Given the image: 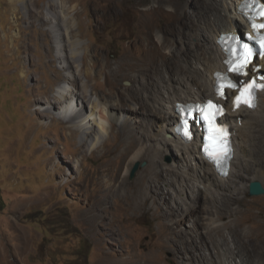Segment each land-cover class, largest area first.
Masks as SVG:
<instances>
[{
    "label": "rangeland",
    "instance_id": "rangeland-1",
    "mask_svg": "<svg viewBox=\"0 0 264 264\" xmlns=\"http://www.w3.org/2000/svg\"><path fill=\"white\" fill-rule=\"evenodd\" d=\"M22 1L0 0V264H208L207 256L215 252L212 240H220L206 232L213 233L206 225L214 221V226H223L220 228L230 244L233 237L243 253L252 250L248 259L257 264L259 254L264 256V194L251 196L250 183L246 192L234 194V199L239 197L235 202L228 195L222 220L216 214L203 216L202 237L189 226L194 224V213L185 208L170 211V201L157 196L153 188L147 196L142 195L136 183L150 168L151 154L126 173L122 154L130 144L123 140L122 118H115L109 134L102 136L92 151L80 139V132L59 119V112L54 115L55 109L45 117L35 111L36 104L45 106L41 100L37 102L42 94L59 95V89L69 85L68 77L79 75L81 68L83 74L73 85L77 94L82 97L93 88L104 100L113 96L111 107H130L124 95L146 78L133 72L154 65L147 59L170 57L167 51L179 40L171 35V30L177 29L172 24L181 20L178 28L183 29L192 24L186 21L191 16L178 19L167 7H155V0H55V9L48 6L50 0H26L45 15L51 12L54 16L58 11L59 19L79 18L74 28L86 49L85 58L82 61L85 50L79 46L73 71L61 73L54 52L47 56L51 42L44 34L50 26H41L36 13L29 25ZM202 1L185 0L183 6L192 13ZM161 35L164 46L158 41ZM86 68H92L89 80L84 76ZM109 79L128 94L117 97ZM139 118H130L132 134L134 127H146L140 124L144 116ZM157 131L155 127L147 132L154 136ZM171 151L176 154L174 148L167 149L158 162L181 163L180 156L174 159ZM256 170L254 181L264 186V161ZM125 178L127 185H123ZM249 181L253 180L246 179ZM213 202L214 207L219 205ZM172 222L173 227L169 226ZM179 227L187 233L189 255L181 243Z\"/></svg>",
    "mask_w": 264,
    "mask_h": 264
},
{
    "label": "bare ground",
    "instance_id": "bare-ground-1",
    "mask_svg": "<svg viewBox=\"0 0 264 264\" xmlns=\"http://www.w3.org/2000/svg\"><path fill=\"white\" fill-rule=\"evenodd\" d=\"M183 1H154L155 7L158 9L167 7V10L178 19H185L191 16L186 21L188 23L192 22V24L184 23L183 25L189 26L183 29L178 28L181 20L172 24L177 29L171 30V35L174 38L178 36L179 40L178 43L176 42V44L172 45L174 48L171 50L172 52L167 51V53L171 54L170 57L167 54L163 59L156 61L151 57L150 59L152 60L147 59V61L154 63V65H144L137 71H134L133 73H138V77L145 76L146 78L143 84L139 83L140 86L129 93L130 95L127 91L116 88L117 84L116 86L114 85V79H109L113 89L115 88V95L117 97L128 94L124 96L129 98L131 102L130 107H111L112 105L110 106L109 104L113 103V98H111L113 96L106 95L107 99L104 100L93 88L90 91H84L82 97L80 94H77L73 85H77L79 82L78 76L83 74V69L81 68L79 75L76 74L68 77L69 81H66V83L70 87L60 88L59 95L51 98L47 93L42 94L37 102L39 103V100H41L40 103L43 102L45 106L36 104L35 111L36 114H41L45 117L51 111L53 113L55 109L54 115L59 112V119L65 121L67 126L72 128L74 132H80V139L85 141L86 147L89 146L92 151L96 150L101 138H103L102 136L109 134L108 127L115 125L113 122L115 118H122L124 125L122 127L124 129L122 130L123 140L130 144V146H127L128 149L122 154L124 155L125 163H127L126 173L130 171L136 162L150 157L151 154L152 156L149 159L150 168L145 172L146 174H141L136 183L140 191L143 192L142 195L147 196V192L153 188L157 192V196L161 197L164 201H170L168 205L170 211H173L174 208H185L191 215L194 213V224H190L189 226L195 227V232L203 237V232L200 230L203 216L216 214L222 220V213L224 212L223 204L227 201L228 195L231 199H234V194L239 195L246 192L248 184L251 183V181L246 182V179L254 181L256 168L261 161H264V90L259 93V104L256 109L249 110L242 107L236 114H231L227 117L229 122H232L235 118L243 119L240 123L241 126L236 120L237 124L233 140L236 152L233 168L229 177H219L215 173L213 166L202 157L200 146L196 142H193L191 145H184L175 136L174 128L179 122L176 104L196 102L201 100V97H204L203 100L213 98L215 90L214 73L216 71H225L223 61L226 55L218 43V38L242 24L241 16L237 10V5L241 0H204L197 3L192 13L187 12L184 8ZM22 2L26 5L28 12L27 22L29 25H33L32 19L34 18V13H36V20L41 26H50L46 30V33L44 32V35L51 42L47 56L51 57L53 51L56 57L55 60L60 62V72H72L75 60L78 57L77 49L79 46L85 50L83 51L82 61H84V54L86 53L84 45H81L82 42L76 38L78 34L74 27L75 24L79 23V18L59 19L57 17L58 11L54 13V16L51 12L45 15L42 11L38 12L35 10L33 2L30 1L29 3L26 0ZM48 6L50 9H55L56 1L50 0ZM150 9L152 11L154 8L151 7ZM158 41L162 46L166 45L164 44L165 41L162 35L161 37L159 36ZM153 71L156 73H152ZM91 75L92 68H86L84 71L86 79L89 80ZM65 76L67 78V75ZM83 86L86 87V84ZM201 88L204 90L202 91ZM207 95H211L212 97H207ZM144 107L146 111L143 110ZM86 114L89 121L86 120ZM83 115L85 116L84 120L82 118ZM139 116H144L145 120L140 124L144 123L146 127L143 130L134 127L135 134H132L129 130L131 126L128 125L130 118L134 120L137 117L139 118ZM39 121L44 124L42 120ZM155 127H158L157 134L154 136L148 135L147 131ZM140 130L143 132L138 134ZM251 133L253 137H249ZM169 135L172 138L168 137ZM93 138L94 141L89 143ZM135 145L136 147L133 149L132 147ZM173 148L176 150V154L172 151L170 153L174 159L177 158V155L180 156L181 163L168 165L158 162L159 159L164 157V152L167 149L169 151V149ZM153 152L154 154H152ZM127 183L125 178L123 185H127ZM146 184L149 185L147 186ZM233 184H235L234 187ZM117 188L119 189L118 186H114V189ZM176 188L178 190L174 193L172 190ZM184 192L185 197L183 196ZM135 196V194L132 195L134 200L138 198ZM238 198H235L234 202ZM155 199L158 202V198L156 197ZM213 200H216L215 205L217 203L219 205L214 207L211 203ZM173 224L172 222L169 226L173 227ZM214 224H216V221L213 224L206 225L212 227L211 232L213 233L206 232L209 236H218L220 240L218 238L212 240L215 245V252L214 255L210 254L207 256V263L252 264L248 259L252 250H246L243 253L233 237L232 244H230L229 239H225L226 233L221 229L223 226H214ZM202 225L205 224L203 223ZM208 228L210 229V227ZM236 229L229 231V234H232ZM178 233L184 250L189 255V247L185 244L187 233L181 228L178 230ZM230 245H234L235 247L233 248ZM237 249H239L238 252H236ZM259 255L261 259H259L257 264H264V256L262 253Z\"/></svg>",
    "mask_w": 264,
    "mask_h": 264
},
{
    "label": "clouds",
    "instance_id": "clouds-1",
    "mask_svg": "<svg viewBox=\"0 0 264 264\" xmlns=\"http://www.w3.org/2000/svg\"><path fill=\"white\" fill-rule=\"evenodd\" d=\"M244 0L239 1L237 5V10L238 13L241 16L242 19V28L240 26H236L233 28L231 31L228 33L222 34V35H227L230 34L232 31L235 30L236 35L241 37V39H245V34L250 30L256 27V22L258 19L264 20V14H262L264 10V0H245V1H250L251 4H246L242 6ZM264 13V12H263ZM260 14V15H259ZM259 15V16H258ZM255 22V23H254ZM264 29V28H263ZM221 35V36H222ZM220 36V37H221ZM220 37L218 38V43L222 47L223 52L226 55V58L223 61V65L225 66V71H216L214 73V78H215V84H214V95L213 98H208V99H201L196 102H186V103H177L176 104V113L178 114L179 117V122L174 128V133L177 139L183 143L184 145H191L193 142L197 143L198 146H200V153L202 157L213 166L215 173L219 177H229V174L231 172V169L233 168V161L235 158V152L236 148L234 145V135H235V128H236V120L239 122V124L242 122V118H235L232 122H229L227 119L228 116L231 114H236L240 110V108L245 107L249 110H254L257 108L259 104V93H261L264 88L262 89H257L255 91V104L251 107L241 104L239 107L235 108V103H236V98L239 95L240 88L248 85L249 83L253 81L261 82L262 77H264V58L260 59L259 56H256L253 63L247 68V74H240V73H232L231 77L235 80V83L239 85L238 89H233V88H227L225 91H217V86H218V74L217 73H225L228 69V65L225 63L227 59V53L225 52L222 44L220 43ZM254 38L255 40H259L261 38H264V33H258L254 32ZM255 67H259L260 70L257 72L255 71ZM264 84V83H263ZM70 87V85H67ZM61 88H66V86L61 87ZM213 102L217 105H220L225 113L223 114L222 117H219L217 119V123L219 125H227L229 129H227V150L229 152L228 158L226 160H221L220 164L218 165L217 163L213 162L212 159L209 158V154L205 152V148H209V150H212V143L209 146H205V141H204V133H202V130L200 129V126L204 125V121L200 122L199 119L196 121L191 120L189 131L191 134V139L188 138V136L185 135V131L178 132L177 126L181 122V114L178 110L179 105H189V104H196V103H202L205 104L207 102ZM208 125V123H207ZM241 125V124H240ZM178 132V133H177ZM168 137L172 138L171 135Z\"/></svg>",
    "mask_w": 264,
    "mask_h": 264
},
{
    "label": "snow or ice",
    "instance_id": "snow-or-ice-1",
    "mask_svg": "<svg viewBox=\"0 0 264 264\" xmlns=\"http://www.w3.org/2000/svg\"><path fill=\"white\" fill-rule=\"evenodd\" d=\"M261 27H264V25H261ZM249 38L251 39V37ZM261 47L264 48V38H261ZM252 56L253 52L249 48V46L246 44L241 45V54L237 56L236 60L233 62L235 66L231 67L230 70L237 73H243L244 69L251 62ZM262 79H264V77H262ZM228 86L233 88L235 87V85H232L231 83H229ZM254 87L255 82L246 86L241 95L236 98L237 107H239L241 104L247 105L249 107L253 106ZM188 111L189 115H191L192 111L199 112L203 119L208 122L210 140L212 141V150L210 151L209 148H205V152L209 154V158L212 159L213 162L219 165L221 160H226L229 155V152L227 150L226 134L224 130L219 129L215 126V117L219 115L223 111V109L210 101L205 108H197L194 110L190 109ZM185 125L187 126V120H185ZM185 135L188 136L189 139H191V134L187 130L185 131Z\"/></svg>",
    "mask_w": 264,
    "mask_h": 264
},
{
    "label": "water",
    "instance_id": "water-1",
    "mask_svg": "<svg viewBox=\"0 0 264 264\" xmlns=\"http://www.w3.org/2000/svg\"><path fill=\"white\" fill-rule=\"evenodd\" d=\"M126 84H129L126 82ZM138 167L136 166L132 171V177H134L135 173L137 172ZM249 194L251 196H258L264 194V186L259 181H252L249 186Z\"/></svg>",
    "mask_w": 264,
    "mask_h": 264
},
{
    "label": "flooded vegetation",
    "instance_id": "flooded-vegetation-1",
    "mask_svg": "<svg viewBox=\"0 0 264 264\" xmlns=\"http://www.w3.org/2000/svg\"><path fill=\"white\" fill-rule=\"evenodd\" d=\"M201 90L203 91L204 89L201 88ZM211 96V95H210ZM212 97V96H211Z\"/></svg>",
    "mask_w": 264,
    "mask_h": 264
}]
</instances>
